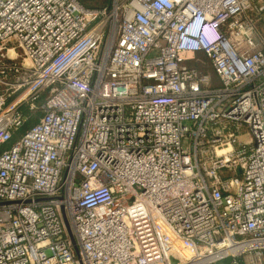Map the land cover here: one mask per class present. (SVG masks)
I'll use <instances>...</instances> for the list:
<instances>
[{
  "label": "built area",
  "instance_id": "1",
  "mask_svg": "<svg viewBox=\"0 0 264 264\" xmlns=\"http://www.w3.org/2000/svg\"><path fill=\"white\" fill-rule=\"evenodd\" d=\"M261 21L264 0H0V149L42 111L0 152V264H264Z\"/></svg>",
  "mask_w": 264,
  "mask_h": 264
},
{
  "label": "trees",
  "instance_id": "2",
  "mask_svg": "<svg viewBox=\"0 0 264 264\" xmlns=\"http://www.w3.org/2000/svg\"><path fill=\"white\" fill-rule=\"evenodd\" d=\"M262 23H264V21L259 22V25H261ZM23 112L26 114L27 116V120L25 122V124L19 128L17 130V132L14 134L13 139L7 143L6 145H4L2 147V149H8L10 148L14 143H16L18 141V139L28 130L30 129L36 122L39 121V118L42 115V111L41 109H38L36 111H31L28 106H23L22 107ZM1 151V150H0ZM225 261V260H224ZM223 262V261H222ZM222 262H219L217 264H222Z\"/></svg>",
  "mask_w": 264,
  "mask_h": 264
},
{
  "label": "crops",
  "instance_id": "3",
  "mask_svg": "<svg viewBox=\"0 0 264 264\" xmlns=\"http://www.w3.org/2000/svg\"><path fill=\"white\" fill-rule=\"evenodd\" d=\"M201 62L198 63L199 69L203 72L211 73L213 78H216L212 65L204 55H200Z\"/></svg>",
  "mask_w": 264,
  "mask_h": 264
},
{
  "label": "rangeland",
  "instance_id": "4",
  "mask_svg": "<svg viewBox=\"0 0 264 264\" xmlns=\"http://www.w3.org/2000/svg\"><path fill=\"white\" fill-rule=\"evenodd\" d=\"M258 29H259V32H260L261 36L264 38V23L259 25ZM243 138L249 140L250 137L249 136H245ZM0 150L2 151L3 149L1 148ZM228 262H229V260H225V261L222 262V264H228Z\"/></svg>",
  "mask_w": 264,
  "mask_h": 264
},
{
  "label": "bare ground",
  "instance_id": "5",
  "mask_svg": "<svg viewBox=\"0 0 264 264\" xmlns=\"http://www.w3.org/2000/svg\"><path fill=\"white\" fill-rule=\"evenodd\" d=\"M119 177V176H118ZM129 180H131V178H129Z\"/></svg>",
  "mask_w": 264,
  "mask_h": 264
}]
</instances>
